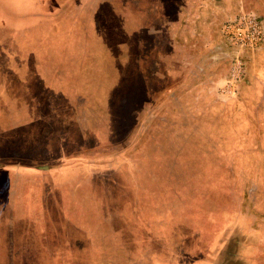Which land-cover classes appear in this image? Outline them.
<instances>
[{
    "label": "rangeland",
    "instance_id": "1",
    "mask_svg": "<svg viewBox=\"0 0 264 264\" xmlns=\"http://www.w3.org/2000/svg\"><path fill=\"white\" fill-rule=\"evenodd\" d=\"M22 1L18 15L24 19L38 16L43 21L26 29L28 20L23 18L7 24V28L23 26L19 29L22 38L0 42L6 52L21 56L9 64L0 54V157L3 153L29 154L46 141L50 144L47 151L60 153L55 155L57 162L70 163L51 169L45 177L51 185L47 189L35 177L16 176L18 187L14 184L13 193L8 194L6 186L4 197L0 170V264L227 262L223 254L229 256L234 247L228 239L230 226L223 229L227 191L242 196L247 219L243 223L264 228V107L245 108L240 102L251 94L247 85L256 82L251 66L246 67L252 57H243L244 74L236 83L244 91L224 96L223 83L213 86L221 74L205 75L211 62H218L214 65L220 71L223 68L216 58L225 55L229 63L233 57L234 48L218 37L223 56L211 52L199 69L185 64L187 75L179 78L182 85L173 88L177 77L169 79L168 87L173 90L161 104L163 85L158 73H153L154 64L147 62L144 72V65L137 61L136 77H132L127 62L117 57V40L129 35L130 28L122 25L119 13L107 9L101 13L103 25L98 23L105 44L90 49L96 52L97 48L96 55L104 51L103 59H91L90 53L82 51L70 63L71 68L82 67L81 82L71 87L78 89L85 81L89 91L87 99L79 98L81 111L87 109L83 108L87 102L98 106L87 109L86 116L71 117L67 99L59 90L68 85H61L67 71H59L60 66H67L68 54L67 59L63 56L66 63L59 65L57 60L65 52L62 48L70 54L79 44L64 42L62 10L69 0H49L47 9ZM102 4L111 5L110 0ZM237 11L226 13L225 18ZM0 17L5 18L3 0ZM223 20L217 22L218 30ZM3 31L0 27V35ZM35 34L39 35L33 38ZM52 34L60 39L50 38ZM47 43L55 47L54 56H47ZM144 47L136 45L137 53L145 52ZM121 49L124 52V45ZM98 61L103 62V71L93 70ZM41 69L46 75L40 74ZM144 75L153 83L149 99ZM48 84L56 93L47 90ZM195 84L200 89L192 90ZM98 86L102 89L97 91ZM91 120L96 125L88 123ZM90 129L97 131V139ZM44 211L46 220H35Z\"/></svg>",
    "mask_w": 264,
    "mask_h": 264
},
{
    "label": "crops",
    "instance_id": "2",
    "mask_svg": "<svg viewBox=\"0 0 264 264\" xmlns=\"http://www.w3.org/2000/svg\"><path fill=\"white\" fill-rule=\"evenodd\" d=\"M23 2L24 1L22 0H3V12H5V18L0 17V27L5 29V31H3V35H0V42H3L4 40H8V42H17L22 38L19 29L22 30L23 26L15 28L12 26L7 28L6 25L15 24L23 18L21 14L18 15V12L22 9ZM102 2L103 0H69L67 1L65 8L62 10L64 11L63 15L65 17H62V20L64 19L63 25L66 28L64 42L69 41L73 44H80H77L74 49L69 50L70 54L66 52L67 49L62 48L65 52H62L63 54H60L57 57L58 62L60 61V65L62 61L66 63L68 54L67 66L64 64L63 66H60L61 69L59 70L67 71L63 75V83L61 85H68L61 86L59 90L64 93L63 95L65 99H67L68 103L66 105L69 107V112H71L69 116L71 117L74 115L86 116V113H88L86 112L87 109L90 111L92 107L95 108L98 106V104L93 105L86 100L85 103L87 102V104L86 106L83 105L85 106L83 108L87 109H82L81 111L82 102L79 101V98L85 97V99H87V92L89 93V91H86L85 81L82 83L85 87H83L82 84L78 89H73L71 87L72 85L77 84L78 81L81 82L80 77L82 71L80 70H82V67L73 66V68H71L70 63L72 56H79L82 54V51H84L83 53H90L91 59H94V57L98 59V56L103 59L104 51H101L100 54L97 53L98 55H96L98 49L95 48L96 52H90V49L91 47H96V44H105L104 37L98 32V23L103 25L102 23L105 17L101 13L107 12V9H114L113 12L119 13V19L121 20L122 25H126L127 29L128 27L130 28V31L128 32L129 35L125 34L122 39L117 40L116 53L122 55L117 54V57L122 59L123 62H127V73H131L132 77H136L137 61L144 65V72L147 62H152L154 64L157 69L156 71L154 70L153 73H158L161 78V84L163 85V88L160 90L164 95H161V99L158 101V103L161 102V104L166 103L165 100H167L168 92L173 90L168 87V82L173 79V77H177V86L173 88L182 85L179 78L181 79L187 75L184 70L185 64H189L190 62L194 69H199L201 68L202 63L208 62L209 54L211 52L216 51L223 56V51L222 54L220 52L222 47L217 34L218 29L216 27L217 22L223 20L226 13H231L234 10H252L260 17L264 28V3L262 0H110V7H105ZM34 3L41 8L45 7L47 9L49 0H28L26 2V4L32 5H34ZM12 11H15V13H10ZM16 11L18 12L16 13ZM24 20H28L25 22L27 24L24 29L34 28L38 26V22L43 21L40 20L38 16L37 18H23V21ZM48 21L49 20L45 18L44 23H47ZM48 26L50 25L48 24ZM71 27H74V29ZM40 28H42V26H40ZM49 31L51 32L50 29ZM102 31L104 32V30ZM10 35L13 36L10 37ZM36 35L39 34H35L32 37L34 38ZM49 37L60 39V37L56 38L54 35ZM9 38H12L13 40H9ZM48 44L50 47L47 51V53H49L47 56H54L55 53L53 50L55 47H52L50 43H47V45ZM138 44L145 45V52H142L144 58L141 56L142 53H137L136 45ZM121 45H124L126 51H122ZM85 46H89L88 52H85ZM2 48H0V54H3V59L11 61L9 64H13L12 61L14 59L21 58L20 53L6 52L4 48ZM56 50L61 53L60 48H56ZM63 56L66 59L63 58ZM248 56L252 58L250 59L251 61H249L251 63L248 65L246 64V67L250 68L251 66V73L256 82L247 85L248 89L246 90L247 92L250 91L251 94H249V97L240 100V102L245 108L250 107L260 109L264 107V37L259 47H257L253 53H249L247 57ZM217 59H219L218 61L223 62V68H221V71L220 68H217L214 65L218 62L216 63L214 61L215 63H210V70L205 74L212 78L221 74L220 78L213 83L214 87L217 84L224 82L230 66L225 55L223 58L219 57L216 58V60ZM255 59L258 60L255 61ZM224 61H226V64ZM103 66V62L98 61L96 68L93 70L103 71ZM41 71V75H46L44 70L41 69ZM152 76L150 73V77ZM41 77L43 78V76ZM89 77L93 78V74L90 73ZM0 79H3V72H0ZM89 81H91V79L87 78V83H89ZM143 83L145 86V94L148 95L149 99V94L151 93L152 88L151 84L153 83L149 80L148 75H144ZM133 84L134 88L135 82ZM99 89H102V86H98L97 91ZM198 89H200L198 84H195L192 90L196 91ZM211 89L212 87H210V90ZM244 89L245 88L238 87L237 93L241 94ZM47 90L51 93H56L57 91L54 86L49 84L47 85ZM102 91L103 90H101V92ZM111 91H113V89H111ZM153 104H155V102ZM101 116L103 117V114H101ZM260 117L262 118V115H260L259 118ZM88 123L96 125L94 120H91ZM101 125H103V121ZM89 133H91L93 139L98 138L97 131L90 129ZM49 145L50 144H47L45 141L43 142V145H41L42 148L39 144L37 148H34L37 149V151H31L29 154L3 153V156L0 157V170L3 169V197L5 194L8 195L9 193H13L12 187L14 184H19V180H16V176L20 175L35 177L34 181H37L38 184L41 183L42 187H45V189L51 187L50 183L45 181V177L50 175L49 172H51L53 167H66L70 161L65 163L63 161L59 162L58 160L57 162V156L55 155H59L60 153L57 154L55 151H47V146L49 147ZM61 155H63V157L66 156L65 153ZM67 156L69 157L68 160H71V154L67 153ZM76 160L81 162L83 161V158L77 157ZM81 163L83 164V167H88V164ZM7 171L12 173L9 176H5ZM12 179H14L15 182H12ZM6 186V192L8 194L4 191ZM8 188L11 190L9 191ZM226 198L227 203L229 204L224 210L225 227L223 229L225 230L230 226L228 239H231L234 247L233 250L230 251L229 256L223 254L229 259L227 262L223 263L216 261L210 263L264 264V228H254L251 227V225H248L249 223H243L247 219H245V213L242 210L241 195L236 196L227 191ZM44 214L45 211L40 212L39 219L35 220H46ZM12 220L14 219L11 218V221ZM232 260L233 262L231 263ZM196 261L197 260L192 264H197Z\"/></svg>",
    "mask_w": 264,
    "mask_h": 264
},
{
    "label": "built area",
    "instance_id": "3",
    "mask_svg": "<svg viewBox=\"0 0 264 264\" xmlns=\"http://www.w3.org/2000/svg\"><path fill=\"white\" fill-rule=\"evenodd\" d=\"M220 34L239 50H253L262 40L263 24L260 17L252 10H239L221 23ZM243 72V61L236 55L220 89L224 96L233 94Z\"/></svg>",
    "mask_w": 264,
    "mask_h": 264
},
{
    "label": "flooded vegetation",
    "instance_id": "4",
    "mask_svg": "<svg viewBox=\"0 0 264 264\" xmlns=\"http://www.w3.org/2000/svg\"><path fill=\"white\" fill-rule=\"evenodd\" d=\"M226 20V18L223 20V22ZM220 26H221V23H220ZM220 26H219V30H218V35H219V38H223L222 36H221V34H220ZM263 37H264V28H263ZM263 37H262V40H263ZM262 40H261V42H262ZM223 42H226L228 45H230V46H232L233 48H234V53H233V57L231 56V58H230V61H229V63H230V65H231V61H232V59L234 58V56H236V55H238L241 59H242V61H243V64H244V69H245V59L243 58L247 53L249 54V53H253V51H255V49H257V47H259V45H260V43L253 49V50H239V49H237L231 42H229L227 39H224L223 40ZM227 46V45H226ZM229 68H230V66H229ZM243 74H244V72H243ZM243 76V75H242ZM242 78V77H241ZM240 78V79H241ZM238 87L239 86H237L236 87V89H235V91L233 92V94L231 95V96H235L236 94H237V91H238Z\"/></svg>",
    "mask_w": 264,
    "mask_h": 264
}]
</instances>
